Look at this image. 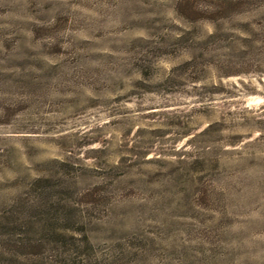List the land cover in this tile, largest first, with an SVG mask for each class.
I'll return each instance as SVG.
<instances>
[{
    "label": "rangeland",
    "instance_id": "1",
    "mask_svg": "<svg viewBox=\"0 0 264 264\" xmlns=\"http://www.w3.org/2000/svg\"><path fill=\"white\" fill-rule=\"evenodd\" d=\"M220 2L0 0V264L29 221L58 263L264 264L259 12Z\"/></svg>",
    "mask_w": 264,
    "mask_h": 264
},
{
    "label": "trees",
    "instance_id": "2",
    "mask_svg": "<svg viewBox=\"0 0 264 264\" xmlns=\"http://www.w3.org/2000/svg\"><path fill=\"white\" fill-rule=\"evenodd\" d=\"M242 4H250L253 7L256 8L257 12H259V21H258V34L255 38L254 35L252 38L246 39L248 48V51L246 53H250L249 63L250 65L254 64L255 67H257V71L260 73H264V0H221V2L218 4V7L211 12V15L218 17H225L226 14L230 13L232 9H234V6L237 8L238 6ZM257 42V46L253 45V42ZM30 224L33 223V221H29ZM29 224V229L25 228L21 232H18V236H15V234L11 233L13 235V240H11V245L16 248L20 249H30V248H38V252H31V253H16L11 254L10 259L14 260L15 264H70L66 260L61 262H55L52 259V254L55 255H61L65 254L66 252H62L59 250V246H67L68 243L66 239L64 238L66 234H64V231H67L66 228H58V226H54L52 228V231L54 234L61 235V240H59L57 237H55L53 240H47L51 242V248H45L44 242L41 240L35 241L34 237L27 236V240H23L20 233L27 234L30 229L32 230V226ZM21 225V224H18ZM27 232V233H26ZM22 237V238H21ZM47 242V243H50ZM68 251V249L66 250ZM27 254H30L27 256Z\"/></svg>",
    "mask_w": 264,
    "mask_h": 264
}]
</instances>
